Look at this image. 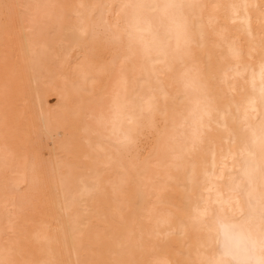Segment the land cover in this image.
<instances>
[{
  "label": "bare ground",
  "instance_id": "6f19581e",
  "mask_svg": "<svg viewBox=\"0 0 264 264\" xmlns=\"http://www.w3.org/2000/svg\"><path fill=\"white\" fill-rule=\"evenodd\" d=\"M129 2L132 0H0V160L8 155L4 152L5 146L14 152L22 143H31L42 149L44 156L49 150L52 151L51 158H42L39 164L44 174L43 184L36 185L29 193L38 211L27 215L36 218L42 216L50 224L51 231L47 234L52 238V247L62 258H67L63 244L65 235L69 243L74 239L77 244L78 251L73 250L71 254L73 260L77 255L83 258L86 250H91L96 255L89 256L90 259L106 261L109 249L116 247V242L123 237L127 257L145 264L150 260H182L184 256L180 253L185 251H191L194 257L198 237L207 235L205 230L189 223L184 236L173 235L166 239L154 235L149 237L162 211H172L175 217L186 219L195 208V194L187 213L169 207L167 203H183L182 189L167 179L169 176L182 179L183 169L177 171L161 163L162 160H170L165 153L166 143L161 140L159 151L151 159H147L148 154L145 153L138 160L129 161L126 157L122 160L130 175L136 176L139 172V186L126 185L122 193L113 191L108 181H117L115 173L118 169L114 161L106 158L111 151L109 144L102 137H94L92 148L85 149L74 139L80 120L81 100L89 98L67 84L61 78L59 69L46 56V48L64 46V32L77 23L70 6L84 5L76 11L87 13L98 30H102L106 24L113 31H119L121 40L127 44L128 34L138 35L137 22L130 14L117 15L119 10L116 6ZM183 2L221 6L196 10L203 19V41L199 40L198 29L194 27L196 18L191 15L192 10L186 9L192 42L183 56V63L179 58L169 55L166 64H147L140 46L134 45L127 61L117 64L114 73L99 78L94 87L97 92L102 85L106 87L104 102L93 103L92 109L97 116L101 112L108 113L117 104H131L137 99V93L145 97L147 106L148 100L158 96L152 91L156 87L151 78L153 71L159 75L170 95H174L182 86L183 73L192 69L198 70V73L193 74L208 85L209 91L223 90L224 99L218 103L220 106L230 104L233 112L228 117V133L213 123L209 126L210 130L205 132V137L219 142L222 137L231 134L235 142L224 145L230 149L231 155L223 166V172L217 174L216 190L220 203H215V192L211 197L205 192L206 203L203 206L209 209L206 220L213 211L219 215L220 222L215 224L211 235L213 250H223L239 242V228L236 226L240 225L242 216L248 213L249 200L264 196V98L259 94L261 81L258 75L260 64L264 62V0H249L258 5L249 8L251 38L238 31V24L227 22L230 15L228 5L236 0ZM5 4L13 7L6 9ZM210 15L227 27L228 37H237L236 46L241 53L239 59L233 58L226 44L217 47L218 38L208 24ZM201 43L203 47L199 46ZM77 54L78 50L73 48L71 57L74 59ZM208 64L211 65L210 70L206 68ZM237 65L242 76H235L230 71ZM253 70L257 73L255 87L252 83ZM225 73L230 80L235 77L237 87L231 93L223 84ZM71 79L73 77L69 76L68 80ZM38 88L42 97L36 94ZM250 101L254 102L251 106ZM42 108L45 117H48L47 124L41 117ZM49 109L52 110L51 114ZM163 127L160 124V128ZM168 127L171 129L172 125ZM111 131V128L106 129L105 135ZM146 135H151V143H156L158 133ZM85 151L91 155L88 161L81 158ZM189 157L199 170V155L190 153ZM61 176L64 177L63 184ZM9 179L10 174L0 167V249L11 248V258L19 260L32 248H39L40 244L35 240H31L30 245L24 241L35 225L30 224L25 228L21 217L17 215V209L11 203L17 196L6 185ZM93 185L97 186L94 191L84 193L85 188H92ZM162 200L166 203L161 204ZM121 215L126 219L134 218V229L143 226L145 239L141 248L137 249L136 239L119 228ZM173 228L179 231L175 219ZM243 228L247 231L248 225H243ZM17 232L21 235H16ZM185 244L190 245V248L185 249Z\"/></svg>",
  "mask_w": 264,
  "mask_h": 264
},
{
  "label": "snow or ice",
  "instance_id": "6c2138e0",
  "mask_svg": "<svg viewBox=\"0 0 264 264\" xmlns=\"http://www.w3.org/2000/svg\"><path fill=\"white\" fill-rule=\"evenodd\" d=\"M257 6L249 0H236L228 5L230 15L227 22L232 25L238 24V31L251 38L249 8ZM4 7L10 9L13 5L5 4ZM83 7L85 6H70L75 13L77 23L64 32L62 36L64 46L48 47L45 50L49 61L59 69L61 78L77 92L89 98L86 101L81 100L80 120L76 125L74 139L85 149L92 148L94 137H102L109 144L111 151L106 158L114 161L118 170L115 173L117 181L109 180L108 183L113 191L121 193L126 185L138 187L140 183L139 172L136 176L130 175L129 169L122 162L123 158L126 157L129 161L138 160L147 153V159H151L159 151L160 141L164 140L165 153L170 160L165 159L161 163L177 171L183 169L182 179L167 177L182 189L183 203L180 205L167 203L169 207L187 213L193 202V194H195L196 206L186 219L175 217L172 211H162L158 214L149 237L154 235L157 238L166 239L173 235L184 236L189 223L207 233L203 238L198 237V248L194 257L191 251H185L180 253L184 256L182 260L172 262L150 260L146 264H264V196L249 200L248 213L242 216L240 225L236 226L239 228V242L235 246L213 250L211 233L215 224L220 222V218L218 213L213 211L212 215L207 220L205 219L209 209L203 207L206 203L204 193L207 192L211 197L215 192L217 197L215 203H220L219 193L216 190L217 174L223 172V166L226 165L231 155L230 149L225 148L224 145L235 142L231 134L222 137L219 142L205 137V132L210 130L209 126L213 123L217 128L228 133V117L232 116L233 112L230 104L220 106L218 103L224 99L223 90L209 91L208 85L198 75L193 74L198 73V70L192 69L183 73L182 86L174 95H170L160 81L159 75L153 71L151 78L155 81L156 87L152 91L158 93V96H153L148 100L147 106L144 103L145 97L137 93V99L131 104H117L108 113L101 112L97 116L92 109L93 103L104 102L106 87L102 85L98 92L94 87L99 78L105 74L114 73L117 64L127 61L129 54L133 52L134 45L140 46L147 64H166L169 55L179 58L183 63V56L192 42L186 9L192 10L191 15L196 18L194 27L198 29L199 40L203 41V19L197 15L196 10L202 11L209 7L219 8L221 6L185 3L183 0H164V2L132 0L129 3L119 4L116 6L119 10L117 15L130 14L137 22L138 35L128 34L127 44L121 40L119 31H113L106 24L102 30H98L97 25L92 23V18L87 13L76 11L77 8ZM102 7L106 8L108 5ZM71 16L72 13L69 14V18ZM208 24L218 38L217 47L226 44L233 58L239 59L241 53L236 46L237 37L235 35L228 37L227 27L220 24L216 17L210 15ZM173 39L175 40L174 48ZM199 46L203 47V44ZM73 48L78 50L74 59L71 57ZM206 68L210 70L211 65H206ZM230 71L234 72L235 76H242L239 65L231 68ZM245 71L248 69L245 68ZM252 75V83L255 87L257 73L253 70ZM258 75L261 81L259 94L264 98V62L260 64ZM69 76L73 77L70 81ZM234 80L235 77L230 80L227 73L224 74L223 84L227 86L230 93L237 87ZM36 94L42 97L39 88ZM252 103L254 102L250 101V106ZM51 113L52 110L49 109V114ZM41 117L47 124L48 117H45L43 108ZM160 124L164 125L163 129L160 128ZM169 124L172 125L171 129L168 127ZM108 128L112 131L105 135V130ZM152 132L158 133L156 143H151V135H146ZM52 135L56 134L52 133ZM142 141L144 142L143 147H141ZM4 152L8 155L0 160V167L10 174L6 185L17 196V199L11 202L12 206L17 209V215L21 217L25 228L30 224L35 225V229L24 241L30 245V241L35 240L40 247L32 248L26 256H21L19 260L11 258L13 251L11 248L0 249V264H145L141 260L127 257L122 242L123 237L116 242V247L109 249L106 261L97 262L89 258V256L96 255V252L91 250H86L83 258L77 255L73 260L71 254L73 250L78 251L77 244L74 239L69 243L65 235L63 244L67 258H62L61 254L52 247V238L47 234L51 231L50 224L42 216L36 218L27 215L29 212L38 211L29 193L36 185L43 184L44 174L39 164L42 158L50 159L52 151L49 150L47 156H44L42 149L31 143H22L14 152L5 146ZM190 153L199 155V170L197 164L189 157ZM81 158L88 161L91 155L85 151ZM185 161H187L186 167ZM70 169L71 166H69ZM61 183H64L63 176H61ZM96 187L93 185L92 188H85L84 193L94 191ZM160 203L165 204L166 202L162 200ZM202 207L203 210H201ZM68 212L71 217L70 208ZM174 219L178 222L179 231L173 228ZM133 224L134 218L126 219L122 215L119 217V228L127 231L130 237L136 239L135 247L139 249L143 245L145 231L143 226L134 229ZM245 224L248 225L247 231L243 228ZM16 235H21V233L17 232ZM184 247L189 249L190 245L185 244Z\"/></svg>",
  "mask_w": 264,
  "mask_h": 264
}]
</instances>
